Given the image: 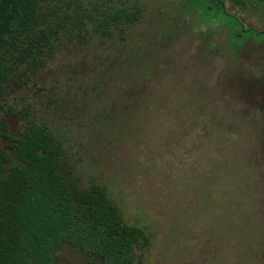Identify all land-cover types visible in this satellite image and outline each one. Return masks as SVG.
I'll return each mask as SVG.
<instances>
[{
  "label": "rangeland",
  "instance_id": "rangeland-1",
  "mask_svg": "<svg viewBox=\"0 0 264 264\" xmlns=\"http://www.w3.org/2000/svg\"><path fill=\"white\" fill-rule=\"evenodd\" d=\"M123 32L59 51L6 119L71 149L151 235L140 264H264V2L141 0ZM245 30L237 40L233 30ZM233 39V40H232ZM56 264H87L68 243Z\"/></svg>",
  "mask_w": 264,
  "mask_h": 264
},
{
  "label": "trees",
  "instance_id": "trees-1",
  "mask_svg": "<svg viewBox=\"0 0 264 264\" xmlns=\"http://www.w3.org/2000/svg\"><path fill=\"white\" fill-rule=\"evenodd\" d=\"M208 10L232 17L215 0ZM144 11L141 0H0V264H56L65 243L87 264H140L150 249L151 235L126 223L105 186L81 184L51 125L32 120L16 136L6 119L12 95L59 51L123 32ZM238 25L237 41L252 31Z\"/></svg>",
  "mask_w": 264,
  "mask_h": 264
}]
</instances>
